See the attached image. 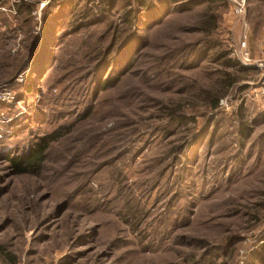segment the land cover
Returning <instances> with one entry per match:
<instances>
[{
	"label": "rangeland",
	"instance_id": "obj_1",
	"mask_svg": "<svg viewBox=\"0 0 264 264\" xmlns=\"http://www.w3.org/2000/svg\"><path fill=\"white\" fill-rule=\"evenodd\" d=\"M263 56L264 0H0V264H264Z\"/></svg>",
	"mask_w": 264,
	"mask_h": 264
},
{
	"label": "trees",
	"instance_id": "obj_2",
	"mask_svg": "<svg viewBox=\"0 0 264 264\" xmlns=\"http://www.w3.org/2000/svg\"><path fill=\"white\" fill-rule=\"evenodd\" d=\"M204 2H207V3H216L220 0H203ZM240 71L242 70H246V68L244 66L240 67L239 68ZM231 83L234 81V80H230ZM218 101H219V97H216L215 99H213V106L214 107H217L218 105ZM46 149V144L43 142L39 145H37L36 148L32 149L31 150V155L28 156V157H23V158H12L11 159V162L13 164V166L15 167V170L18 172V173H25L27 172L28 170L34 168V167H37L38 163L43 159V153Z\"/></svg>",
	"mask_w": 264,
	"mask_h": 264
},
{
	"label": "built area",
	"instance_id": "obj_3",
	"mask_svg": "<svg viewBox=\"0 0 264 264\" xmlns=\"http://www.w3.org/2000/svg\"><path fill=\"white\" fill-rule=\"evenodd\" d=\"M233 3H234V6H235V11L237 14L241 15L245 12L246 10V3H247V0H232ZM244 48L246 49V42H242V44L240 45V49ZM249 59V53L247 52L246 55H245V59ZM255 66H257V68H259L263 74V77H264V56L255 60L254 61V64ZM264 84V82H263ZM260 92L264 95V85L263 86H260ZM220 104H225L223 101L220 103Z\"/></svg>",
	"mask_w": 264,
	"mask_h": 264
}]
</instances>
